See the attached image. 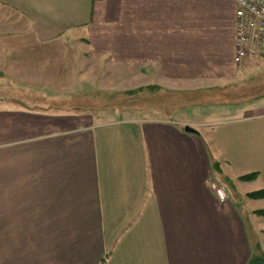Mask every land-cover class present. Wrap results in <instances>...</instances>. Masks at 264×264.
<instances>
[{
	"label": "crops",
	"instance_id": "obj_1",
	"mask_svg": "<svg viewBox=\"0 0 264 264\" xmlns=\"http://www.w3.org/2000/svg\"><path fill=\"white\" fill-rule=\"evenodd\" d=\"M235 8V0H0V67L10 86H75L96 63L126 70L129 102L147 105L138 117L97 122L0 96V264H241L247 248L221 217L230 192L221 187V200L209 187L205 152L257 172L249 182L264 187V98L248 100L242 88L264 71V57L234 61ZM220 85L226 105L239 93L223 115L210 111L209 92ZM166 96L176 114L193 106L194 119L147 103ZM173 122L206 135L210 148ZM193 151L203 159L196 178L184 175ZM199 180L213 205L201 220L186 201Z\"/></svg>",
	"mask_w": 264,
	"mask_h": 264
},
{
	"label": "rangeland",
	"instance_id": "obj_2",
	"mask_svg": "<svg viewBox=\"0 0 264 264\" xmlns=\"http://www.w3.org/2000/svg\"><path fill=\"white\" fill-rule=\"evenodd\" d=\"M92 61L94 62L93 59ZM260 61L264 62V59ZM81 68H83V65ZM251 72H248L245 76H248ZM7 74H4L0 67V96L12 98L16 101H8V103L20 105L32 111H68L69 109H73L72 111L76 110L77 113L91 116L97 122L98 119L104 122H111L114 119L124 120L129 116L138 117L140 114H143L142 112H145V107L147 106H145V97H143V99L137 98L135 101L129 102V84L126 70L121 69L119 74H116L115 71L97 70L96 63L88 64V77L81 79V82L85 83L75 85L78 87L47 88L46 86H10L9 81L5 78H10L13 84H15V80L9 73ZM117 76H119V78H117ZM242 88L246 91L248 100H254V98H252L254 92H256L257 95L255 100L264 98V71L247 77L242 83ZM53 89H56V92ZM234 94L235 93H233L232 96ZM240 94L242 96L241 91ZM54 95H56V98H54ZM238 95L239 93L237 92L229 106L224 102L223 86L220 85L211 89L209 96L210 100L214 101V105L211 104L210 111H212V107L215 108L217 115H223L225 111H234L238 107V104H235V100L237 101L239 99ZM18 96H23V101L33 102H21L18 104L20 101ZM229 97L231 99L230 94ZM171 98V96H166L162 99V102L152 100L147 103L149 105L162 104L163 108L160 113L162 116L167 115L174 119H180L182 117H187L190 120L194 119V112L196 109L193 106H191L190 114L181 113L179 110L176 114L172 110L175 106V102H172ZM61 100L66 101L60 102ZM204 109L205 106H199L196 112L197 116H202ZM189 116L192 118H189ZM172 125L184 132L185 126H183V124H176L173 122ZM199 130L201 131L203 129ZM195 136H197L199 140L198 144L202 143L205 149L210 148L211 143L205 138L206 135H204L205 137L200 134ZM199 148L201 147L199 146ZM205 152L209 160L208 173L206 174L210 177L208 183L209 187L211 185V188L215 190L213 187V184H215V186L220 188L223 187L225 191L230 192L227 201L231 204V207L229 208L226 203L221 217L225 219V221L227 220L226 222L228 223L232 236H238V238L241 236L242 242L247 248L246 252L242 251L240 254L242 256L241 264H259L264 262V215H254L252 212L253 209H263L264 201H255L253 200L254 198H248L245 194L248 191L260 188L257 181L254 182V184L249 181H239L237 175L249 171L234 167L235 165L232 167L227 166L220 155L216 157L217 160H215V156H213L211 149ZM193 153L194 162L185 168L184 175L192 173L194 174V178H196L199 176L196 172L202 164L203 159H201L200 153L197 154L195 151H193ZM210 180H214L215 182L210 184ZM196 191H198V196L195 190L192 189V192L189 194V199L186 201L190 200L191 204L198 206L200 210L198 218L201 220L203 210L211 208L213 205L212 201H209L207 198L209 191L204 180H199L198 190ZM191 194L193 198H190ZM238 238H236V240ZM242 248L243 246L240 244L238 251L240 252Z\"/></svg>",
	"mask_w": 264,
	"mask_h": 264
},
{
	"label": "built area",
	"instance_id": "obj_3",
	"mask_svg": "<svg viewBox=\"0 0 264 264\" xmlns=\"http://www.w3.org/2000/svg\"><path fill=\"white\" fill-rule=\"evenodd\" d=\"M235 55L234 61L255 53L264 57V0H235ZM217 196L223 200L226 193L215 186Z\"/></svg>",
	"mask_w": 264,
	"mask_h": 264
},
{
	"label": "trees",
	"instance_id": "obj_4",
	"mask_svg": "<svg viewBox=\"0 0 264 264\" xmlns=\"http://www.w3.org/2000/svg\"><path fill=\"white\" fill-rule=\"evenodd\" d=\"M257 176V172H249L246 174L240 175L238 178L240 180H245V181H250L253 180ZM246 196L249 198H254V199H261L264 198V187L256 190H251L246 193ZM257 214L264 215V208L263 209H257L254 211ZM259 264H264V262H261Z\"/></svg>",
	"mask_w": 264,
	"mask_h": 264
},
{
	"label": "water",
	"instance_id": "obj_5",
	"mask_svg": "<svg viewBox=\"0 0 264 264\" xmlns=\"http://www.w3.org/2000/svg\"><path fill=\"white\" fill-rule=\"evenodd\" d=\"M184 131L185 132H191V133H197L196 129H194L193 127L189 126V125H186L184 127Z\"/></svg>",
	"mask_w": 264,
	"mask_h": 264
}]
</instances>
